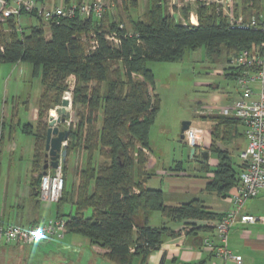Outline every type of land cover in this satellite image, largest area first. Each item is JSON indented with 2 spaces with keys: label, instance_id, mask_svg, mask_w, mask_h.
I'll list each match as a JSON object with an SVG mask.
<instances>
[{
  "label": "trees",
  "instance_id": "1",
  "mask_svg": "<svg viewBox=\"0 0 264 264\" xmlns=\"http://www.w3.org/2000/svg\"><path fill=\"white\" fill-rule=\"evenodd\" d=\"M127 1L134 7L138 2ZM146 1L144 17L131 19L130 28L107 20L106 10L100 17L76 13L49 21L35 12L22 11L0 20V62H28L34 74L41 73L38 120L22 127L34 139L33 196L39 198L47 129L43 117L60 105L67 80L73 76L72 107L78 105L86 111H77L78 120L68 128L66 158L78 150L83 156L70 190L63 173L56 218L65 219L66 232L77 233L106 249L103 256L113 264H129L135 255L144 258L160 246L164 235H176L165 223H151L154 211L189 229L196 227L197 220L221 217L200 199L168 205L160 188L146 184L151 173L144 150L150 148V128L160 105L148 62L179 61L187 51L200 47L208 59L227 60L262 39L257 28L231 25L214 6L199 4L195 9L197 24L193 25L175 18L161 0ZM236 6L244 14L258 15L264 0H236ZM190 11V7L181 9L184 20ZM23 16L35 18L36 23L23 27ZM113 33L119 38L117 43L107 38ZM224 67L233 77L232 69ZM214 120L210 150L216 153L218 163L206 187L225 196L238 183L241 163L234 166L228 151L217 141L223 139L221 128L226 130L241 122L229 115H217ZM64 204L70 206L68 213L61 211Z\"/></svg>",
  "mask_w": 264,
  "mask_h": 264
},
{
  "label": "rangeland",
  "instance_id": "2",
  "mask_svg": "<svg viewBox=\"0 0 264 264\" xmlns=\"http://www.w3.org/2000/svg\"><path fill=\"white\" fill-rule=\"evenodd\" d=\"M137 1L135 7L127 0H101V3L105 7L107 20L114 19L130 28V20L143 18L148 7V1ZM161 2L169 13L175 10L181 12L185 5V7L189 6L191 11L196 9L194 6L192 7L193 4L189 0H161ZM20 22L25 27V25L36 23V19L23 16ZM225 64V59H208L202 47L194 51H187L183 59L179 61L148 62V66L154 74L155 92L160 97L159 109L150 128L149 147L153 156L158 157L159 154L163 158L162 164L172 165V159H176L182 163L184 169H189L192 166L191 161L187 160L188 153L181 141L186 142V140L180 138V127L185 120L191 121V126L198 127L195 125L196 119L193 118V110L197 100L205 98L206 94L199 92L200 90L205 91L206 87L197 86L198 82H213L221 87L233 83L232 79L226 81L222 76L214 73L215 69H220ZM40 76L41 73L39 75L33 73V67L28 62H0V200L4 196L7 201L18 197L17 200L20 202L29 204L34 139L31 134L24 132L22 127L30 116L29 111L33 102L42 90ZM64 95L70 99L72 87H67L63 91L62 96ZM50 110L43 117L47 126ZM77 111L85 113L86 109L78 105L73 108L71 103L70 121L61 123L59 125L61 129L69 128L71 124H75L78 120ZM98 123L100 125V118ZM144 152L147 156L149 155L147 150ZM68 159V163H65L66 169L62 168V172L65 173L70 190L73 180L76 178L73 171H78L82 158L71 156ZM63 164L64 162L62 167ZM41 203L50 204V212H55L56 202L42 200ZM67 206V204L62 205L61 211L68 213ZM153 213L159 214L157 211ZM155 215L150 218L151 221H154ZM81 237L77 233L68 232L64 238H53L50 247L43 248L31 244L23 249L18 247L16 250H18V254L25 251V264H73L77 260H85L87 246H77L72 250L64 248V245L78 241ZM10 255L12 254H8V256ZM9 260L8 264L18 263L15 257H11Z\"/></svg>",
  "mask_w": 264,
  "mask_h": 264
},
{
  "label": "crops",
  "instance_id": "3",
  "mask_svg": "<svg viewBox=\"0 0 264 264\" xmlns=\"http://www.w3.org/2000/svg\"><path fill=\"white\" fill-rule=\"evenodd\" d=\"M74 1L76 0H72V2ZM62 2L64 0H37L38 5L45 7ZM171 14L175 18L183 20L180 10L172 11ZM214 73L222 76L226 81L228 79H232L233 81V77L226 74V68L224 66L220 69H215ZM197 86L206 87L204 89L205 91L198 90L206 94L205 98L197 100V104L193 110V118L196 119L195 125H198L203 130V138L200 144L195 147L193 154L190 153L191 147L185 141L181 140L188 153L187 160L191 161L192 166L189 169H184L182 168V163L176 159H172V165L169 164L166 166L162 164L163 158L159 154L158 157H155L151 154V148L145 149L149 152L146 168L151 173L146 184L150 187L160 188L163 191L164 201L168 205H177L193 199H200L211 211L222 216L232 207L229 195L233 192L234 187L225 196L208 190L206 187L207 182L213 178L214 172L212 170L218 163L216 153L210 150L212 138L211 129L215 124L214 117L223 115L221 113L223 108L232 107L233 101L238 95V90L234 81L232 84H226L223 87L213 82H198ZM38 97L39 94L30 108V116H28L29 118L25 123H36L38 118ZM231 117L234 116L231 115ZM224 130V128L220 129L223 139L218 140L217 144L221 149L228 151L232 164L237 166L240 162L239 153L246 146L244 126L242 123H238L236 126L233 125ZM71 156H79L81 159L83 156L82 151L78 150L77 152L71 153L66 158V164L68 163V158H71ZM205 167H209L210 170H207ZM33 175H36V173ZM73 175H75L74 171ZM17 198L12 201H7L4 196L0 200L1 223H15L28 226L42 223L49 218L56 217V210L54 213L50 212V204L41 203L42 200L33 196L32 187H30L28 205L20 202ZM67 208L70 210L69 205ZM242 210L244 213L256 216L257 220L247 223L236 222L229 230L228 247L234 254L241 257L240 263L232 260L221 261L203 245V238L212 235L216 220H197L196 227L189 229L182 222L171 221L158 213H152L150 218L154 214H158L157 217L156 215L154 216V221L150 219L153 225L165 223L177 233L175 236L164 235L162 243L157 249L149 252L144 258L140 255L133 256L129 264H264V188L256 196L247 199ZM22 221H25V223H22ZM67 233L65 232L62 238ZM52 240L53 238H46L32 245L43 248L50 247ZM29 245L31 244L11 243L1 246L0 264L10 263L9 258L11 257H15L18 261L17 264H25V251H21L22 254H18V250L16 249L18 247L23 249ZM77 246H87L85 260H77L73 264H113L103 256L106 249L92 245L83 236L78 241L65 244L64 248L73 250ZM8 254L12 255L8 256Z\"/></svg>",
  "mask_w": 264,
  "mask_h": 264
},
{
  "label": "built area",
  "instance_id": "4",
  "mask_svg": "<svg viewBox=\"0 0 264 264\" xmlns=\"http://www.w3.org/2000/svg\"><path fill=\"white\" fill-rule=\"evenodd\" d=\"M0 20L24 12H35L45 21L57 17H71L94 14L100 17L105 10L101 0L80 3L55 4L45 7L37 0H0ZM196 8L199 4L214 6L227 21L234 26L257 28L262 39L251 49H243L232 54L226 66L232 69L233 81L238 90L231 108H223V115L234 116L244 126L245 148L239 153L241 171L239 180L229 195L232 207L215 221L211 236L203 238V245L221 261L232 260L240 263L241 257L228 247V233L236 222H255L257 217L244 213L245 201L256 196L264 188V9L258 15L244 14L237 9L236 0H189ZM172 13V12H171ZM184 24H197L195 11H190ZM122 26V25H121ZM117 43L116 34L107 36ZM73 87V86H72ZM203 138L200 127L189 126L184 131V139L190 147H196ZM63 160L60 158L56 168H48L41 174L39 182V199L57 202L61 197L64 175ZM64 218H49L42 223L22 226L15 223L0 222V246L9 243L33 244L46 238H62L66 232Z\"/></svg>",
  "mask_w": 264,
  "mask_h": 264
},
{
  "label": "water",
  "instance_id": "5",
  "mask_svg": "<svg viewBox=\"0 0 264 264\" xmlns=\"http://www.w3.org/2000/svg\"><path fill=\"white\" fill-rule=\"evenodd\" d=\"M1 7V1H0ZM68 87H72L74 84V78L70 77L67 80ZM72 100L62 96L60 105H57L54 109L56 111V118L48 119V126L45 134L44 145V158L42 166V174L46 173L48 168H56L59 165V160L62 158L63 162L66 158V143L69 137L68 128H60L61 123H65L70 118V107ZM191 125V121L185 120L180 127V138H184V131ZM195 148L190 149V153L193 154Z\"/></svg>",
  "mask_w": 264,
  "mask_h": 264
},
{
  "label": "bare ground",
  "instance_id": "6",
  "mask_svg": "<svg viewBox=\"0 0 264 264\" xmlns=\"http://www.w3.org/2000/svg\"><path fill=\"white\" fill-rule=\"evenodd\" d=\"M226 62H227V60H226ZM225 66H226V64H225ZM55 110V109H54ZM56 116H57V114L55 113V114H52L51 116H50V119H54V118H56ZM69 121H70V118L65 122V123H69ZM9 244H11V243H9ZM9 244H7V245H9ZM2 246H4V245H2ZM1 247V246H0Z\"/></svg>",
  "mask_w": 264,
  "mask_h": 264
}]
</instances>
